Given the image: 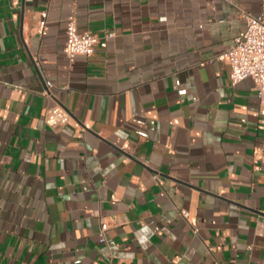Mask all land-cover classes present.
I'll use <instances>...</instances> for the list:
<instances>
[{"label": "crops", "instance_id": "1", "mask_svg": "<svg viewBox=\"0 0 264 264\" xmlns=\"http://www.w3.org/2000/svg\"><path fill=\"white\" fill-rule=\"evenodd\" d=\"M239 11L264 0H0V264H264L256 90L217 60ZM71 17L114 37L69 61Z\"/></svg>", "mask_w": 264, "mask_h": 264}, {"label": "built area", "instance_id": "2", "mask_svg": "<svg viewBox=\"0 0 264 264\" xmlns=\"http://www.w3.org/2000/svg\"><path fill=\"white\" fill-rule=\"evenodd\" d=\"M244 22V28L234 38L233 45L217 60L227 59L230 65L229 80L233 86L245 79H250L256 90L258 101V115L260 123L264 125V16L252 15L239 11ZM47 14L40 12L35 27V34L44 37L47 33ZM114 37L113 33H105L98 37L89 32H80L74 18H69L65 29V43L63 53L72 61L77 56L89 58L97 47L105 49L107 41ZM44 124L52 131L63 130L68 121L69 114L60 105L46 109ZM187 218L186 212H181ZM114 223V222H112ZM111 222L105 218L99 219L100 242H105V233Z\"/></svg>", "mask_w": 264, "mask_h": 264}]
</instances>
